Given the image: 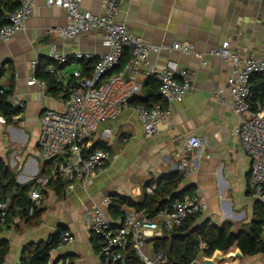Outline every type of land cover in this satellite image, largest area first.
Masks as SVG:
<instances>
[{
  "label": "crops",
  "instance_id": "1",
  "mask_svg": "<svg viewBox=\"0 0 264 264\" xmlns=\"http://www.w3.org/2000/svg\"><path fill=\"white\" fill-rule=\"evenodd\" d=\"M104 1L83 0V7L100 13ZM116 19L148 44L171 46L189 42L197 51L205 52L229 40L234 50L264 58V0H124ZM67 22L65 9L50 7L46 0H36L26 30L0 45V93L11 92L8 101L14 108H18V102L25 104L11 123L0 111V159L15 173L20 186L31 184L35 177L45 174L38 144L40 117L46 109L64 111L67 98L62 90L51 93L48 87L30 86L28 82L34 75L31 63L42 59L46 72L55 69V74L49 76L74 82L75 71L90 75L99 56L109 50L101 31L75 41H62L50 32ZM52 52L60 55L82 52L93 57L59 65L50 58ZM130 55L128 47L114 73L125 69ZM149 59L159 66L169 59L178 61L192 79V92L171 106L170 123L160 125L154 137L145 136L135 110L137 106L132 103L118 119L99 125L94 133V145L107 144L112 155L103 172L86 187L77 184L62 195L48 185L42 188L43 200L35 221L23 218L16 204L7 223L0 226V241H7L10 246L5 264H21L27 245L48 241L59 227L72 232L75 240L54 250L50 264H102L101 240L90 231L86 210L101 206L111 219L123 215L132 207L122 206L117 210L103 206V200L106 197L144 199L146 193H152L148 191L152 181L181 173L178 165L183 140L193 137L204 139V147L201 152L189 155L195 168L188 171L178 193L183 191V198L201 196L204 207L199 220L210 219L234 232L251 230L257 200L249 185L250 159L234 134L239 119L227 87L231 64L215 57L200 60L177 51H164L159 57L152 53ZM88 61L89 70L85 71L84 62ZM146 70L140 77L144 87L148 83L158 86L155 76L145 77ZM46 78L39 79L47 83ZM161 101L163 104L162 98ZM14 193L15 189L7 193L10 205ZM149 249L154 250L152 245ZM222 254L224 259L217 264H264V254L244 255L238 244ZM206 259L200 255L195 262L205 264Z\"/></svg>",
  "mask_w": 264,
  "mask_h": 264
},
{
  "label": "built area",
  "instance_id": "2",
  "mask_svg": "<svg viewBox=\"0 0 264 264\" xmlns=\"http://www.w3.org/2000/svg\"><path fill=\"white\" fill-rule=\"evenodd\" d=\"M20 1V7L7 13L8 23L0 28V45L25 31L34 14L36 0ZM123 1L105 0L102 11L94 13L83 7V0H46L48 6L60 7L67 12V24L52 29L51 33L62 41H75L83 35L101 31L109 50L99 56L90 75L77 70L73 74L74 82L63 81L58 76L55 78L67 96L66 107L64 111L46 109L40 117V155L44 163L52 162V166L48 173L31 181L29 198L32 205L29 214L33 215L35 209L41 206V189L53 180L62 179L66 193L75 189L77 184L86 187L103 172L112 155L104 148L93 149L94 133L99 125L118 119L130 101L141 94L144 83L140 77L144 69H147L146 78H157L163 100V104L135 108L145 136L158 135L160 125L170 123L171 106L192 92L194 85L188 71L178 61L169 59L164 66L151 63L149 56L152 53L159 57L164 51H177L200 60L215 57L231 64L227 87L233 97L234 113L239 119L234 134L250 159V190L253 197L264 204V102L255 103L252 89L254 76L261 75L264 80V58L234 50L229 40L205 52L197 51L189 42H176L171 46L145 43L141 37L130 32L126 24L117 21ZM128 47L131 48V55L125 69L114 73ZM92 57L82 52L70 55L52 52L50 55L59 65ZM37 67L38 61L35 60L31 63L34 75L28 84H38L47 89L48 84L36 76ZM49 71L55 74L54 68ZM222 92L223 89H220L219 93ZM18 107L24 108L25 104L18 102ZM204 143L200 137L183 140L179 172L187 174L195 168L189 155L201 152ZM148 191L153 192V189L148 187ZM111 204V197L103 200V206L110 207ZM203 207L201 196L193 195L174 202L171 208L161 210L153 218L145 211L128 208L120 217L111 219L101 206L87 209L85 216L90 231L101 240L99 256L102 264H125L130 248L142 264H167L168 259L163 252L149 249L153 246V239L182 227L192 216L200 215ZM9 212L10 204L0 201V226L7 223ZM74 240L72 232H61L60 246Z\"/></svg>",
  "mask_w": 264,
  "mask_h": 264
},
{
  "label": "trees",
  "instance_id": "3",
  "mask_svg": "<svg viewBox=\"0 0 264 264\" xmlns=\"http://www.w3.org/2000/svg\"><path fill=\"white\" fill-rule=\"evenodd\" d=\"M20 5V0H0V28L8 23L7 13L15 11ZM48 62L51 63L52 61L49 60ZM42 63L43 60L40 59L36 76L38 78L47 77L49 92L56 93V91H60L61 89L55 77L49 76L50 73L45 71V65ZM90 63V61L84 62L85 71L89 70ZM252 89L255 103H263L264 80L261 75L253 77ZM10 93H0V111L8 123H11L14 117L23 110V108H14L10 105L8 101ZM130 103L144 107H150L156 103L161 104L159 85L146 84L143 95L135 96ZM97 146L110 151V148L105 143L99 142L93 146V149ZM51 166L52 162L45 163V174L49 172ZM185 176L186 174L184 173L167 174L161 179L150 183L153 192L151 194L146 193L141 201H135L128 197H114L112 198L111 206L117 210H120L122 206L132 207L138 211H145L149 217L153 218L161 210L171 208L174 202L183 199L182 195L178 194V190ZM48 186L53 187L58 194H64L65 183L62 179L53 180ZM30 187L31 184L18 185L15 173L0 159V193L3 194V196L0 195V201H7V193L15 189L9 217L11 210L15 208L16 204H19L18 212L23 218L27 217L29 220H36L40 207L35 209L33 215L29 214L32 205L28 196ZM199 217L200 215L192 216L182 227L153 239L154 251L163 252L168 259L167 264H190L195 262L200 255L212 257L217 251L226 254L235 244H238L244 255L264 254V204L257 201L256 218L250 231L243 229L239 232H234L227 225H219L210 219L199 220ZM64 230L66 229L59 227L48 241L27 245L21 256V264H50L52 252L60 247V234ZM9 251V243L0 241V264H5ZM125 264H142L132 248L127 254Z\"/></svg>",
  "mask_w": 264,
  "mask_h": 264
},
{
  "label": "water",
  "instance_id": "4",
  "mask_svg": "<svg viewBox=\"0 0 264 264\" xmlns=\"http://www.w3.org/2000/svg\"><path fill=\"white\" fill-rule=\"evenodd\" d=\"M126 78H128V73L126 74ZM178 194L182 195L183 191L179 192ZM216 257L214 259H206L205 264H217V261H222L224 259V255L221 252L216 253Z\"/></svg>",
  "mask_w": 264,
  "mask_h": 264
},
{
  "label": "rangeland",
  "instance_id": "5",
  "mask_svg": "<svg viewBox=\"0 0 264 264\" xmlns=\"http://www.w3.org/2000/svg\"><path fill=\"white\" fill-rule=\"evenodd\" d=\"M72 66H73V65H71V66H68V69H71V68H72ZM215 254H216V253H215ZM213 256H214V255H213ZM213 256H212V257H213ZM212 257H206V258H209V259H211Z\"/></svg>",
  "mask_w": 264,
  "mask_h": 264
}]
</instances>
